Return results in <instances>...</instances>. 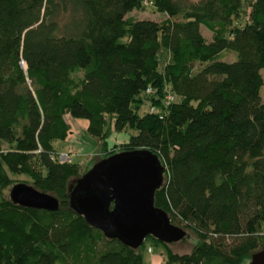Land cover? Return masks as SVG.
<instances>
[{
	"label": "trees",
	"instance_id": "obj_1",
	"mask_svg": "<svg viewBox=\"0 0 264 264\" xmlns=\"http://www.w3.org/2000/svg\"><path fill=\"white\" fill-rule=\"evenodd\" d=\"M243 1L0 0V264H145V241L109 238L71 207L84 173L54 147L70 116L101 158L149 149L167 167L155 204L199 238L187 253L166 243L168 264L264 249V0ZM149 5L167 18L128 17ZM112 124L137 134L108 148ZM12 173L59 208L15 203Z\"/></svg>",
	"mask_w": 264,
	"mask_h": 264
},
{
	"label": "water",
	"instance_id": "obj_2",
	"mask_svg": "<svg viewBox=\"0 0 264 264\" xmlns=\"http://www.w3.org/2000/svg\"><path fill=\"white\" fill-rule=\"evenodd\" d=\"M167 167L149 149L116 152L101 158L70 184V205L107 237L138 249L148 236L163 243L184 239L187 230L174 224L169 213L156 206L155 197L165 183ZM22 206L57 210L59 199L26 182L10 189ZM249 264H264V249L251 254Z\"/></svg>",
	"mask_w": 264,
	"mask_h": 264
},
{
	"label": "rangeland",
	"instance_id": "obj_3",
	"mask_svg": "<svg viewBox=\"0 0 264 264\" xmlns=\"http://www.w3.org/2000/svg\"><path fill=\"white\" fill-rule=\"evenodd\" d=\"M244 3L246 6L248 2L245 0ZM128 17L132 19H152L156 21H163L167 18V15L157 10L154 5H149L145 9H137L133 11L128 15ZM203 30L204 34L208 38H211L212 34L205 28H203ZM167 51V49H164V51L160 53L159 56H163L165 52L168 53ZM236 57V54L232 51H227L221 55L222 60L230 62L236 60ZM261 75L263 78V86L261 87L260 95L261 99L264 101V70H261ZM71 119L72 120L70 123L72 125L70 124V136L66 140L55 141L54 147L61 154L69 153L73 158V161L81 163L80 171L85 173L93 166L95 162L100 160V143L97 138L88 132V120L75 119L73 117H71ZM135 134H137V131L133 129H128L122 132L116 131L114 125L112 124L110 127V134L107 139L108 148H114L116 145L121 146L122 144L129 142L131 136ZM12 177L15 180V183L26 182L31 184L29 177L24 174L18 175L16 173H12ZM9 192L10 190L8 189V195ZM187 232V236L184 237V239L169 244L173 251L178 253H187L190 252L197 244L199 241L197 234L191 229H187ZM168 247L169 246L166 243H163L159 240H154L152 237H147L145 239L144 246L141 249L145 264H168ZM250 260L251 255H247L243 264H249Z\"/></svg>",
	"mask_w": 264,
	"mask_h": 264
},
{
	"label": "built area",
	"instance_id": "obj_4",
	"mask_svg": "<svg viewBox=\"0 0 264 264\" xmlns=\"http://www.w3.org/2000/svg\"><path fill=\"white\" fill-rule=\"evenodd\" d=\"M154 110H155V108L152 109V111H154ZM61 159L64 161H71L72 157L69 153H67V154H62ZM150 250H151V248H150Z\"/></svg>",
	"mask_w": 264,
	"mask_h": 264
},
{
	"label": "crops",
	"instance_id": "obj_5",
	"mask_svg": "<svg viewBox=\"0 0 264 264\" xmlns=\"http://www.w3.org/2000/svg\"><path fill=\"white\" fill-rule=\"evenodd\" d=\"M71 120H72V119L69 117V118H68L69 123L71 122ZM70 124H71V123H70ZM71 125H72V124H71ZM152 252H153V249H152Z\"/></svg>",
	"mask_w": 264,
	"mask_h": 264
}]
</instances>
